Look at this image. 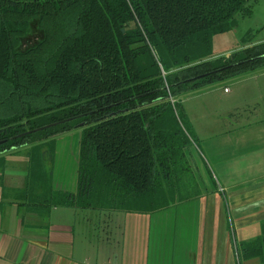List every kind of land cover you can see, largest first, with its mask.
<instances>
[{"label": "trees", "instance_id": "16d2710c", "mask_svg": "<svg viewBox=\"0 0 264 264\" xmlns=\"http://www.w3.org/2000/svg\"><path fill=\"white\" fill-rule=\"evenodd\" d=\"M252 1L0 0V156L32 147L25 195L42 148L76 130V189L50 176L37 204L150 213L200 195L182 101L264 68V41L211 55ZM34 21L43 37L23 49Z\"/></svg>", "mask_w": 264, "mask_h": 264}, {"label": "crops", "instance_id": "0c3cea01", "mask_svg": "<svg viewBox=\"0 0 264 264\" xmlns=\"http://www.w3.org/2000/svg\"><path fill=\"white\" fill-rule=\"evenodd\" d=\"M230 82L183 98L201 193L162 210L37 204L50 176L56 191L76 189L77 139L42 148L30 197L32 147L1 155L0 264H264V246L250 257L239 251L264 237V68Z\"/></svg>", "mask_w": 264, "mask_h": 264}, {"label": "rangeland", "instance_id": "374dc122", "mask_svg": "<svg viewBox=\"0 0 264 264\" xmlns=\"http://www.w3.org/2000/svg\"><path fill=\"white\" fill-rule=\"evenodd\" d=\"M236 19L237 23L231 30L216 34L213 37L211 55H229L231 52L250 43H259L264 41V0H254L250 2V11H243L239 13L236 16ZM42 37L43 33L37 27V22L34 21L31 25V33L23 39L22 48L25 49L36 45ZM230 83L231 82L228 81L223 84V86L226 85L231 87ZM183 101L182 104L184 106ZM194 104L195 101L192 99L188 103L189 108L192 109ZM65 137L77 139V142H79L78 139L80 138V130L66 134L61 138L63 139Z\"/></svg>", "mask_w": 264, "mask_h": 264}, {"label": "built area", "instance_id": "2783aa9c", "mask_svg": "<svg viewBox=\"0 0 264 264\" xmlns=\"http://www.w3.org/2000/svg\"><path fill=\"white\" fill-rule=\"evenodd\" d=\"M228 89L226 88L225 91H227Z\"/></svg>", "mask_w": 264, "mask_h": 264}]
</instances>
